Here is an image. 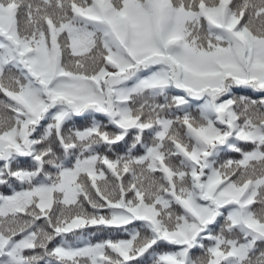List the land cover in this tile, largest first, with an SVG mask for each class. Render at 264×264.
Returning <instances> with one entry per match:
<instances>
[{
  "label": "snow or ice",
  "instance_id": "obj_1",
  "mask_svg": "<svg viewBox=\"0 0 264 264\" xmlns=\"http://www.w3.org/2000/svg\"><path fill=\"white\" fill-rule=\"evenodd\" d=\"M0 264H264V0H0Z\"/></svg>",
  "mask_w": 264,
  "mask_h": 264
}]
</instances>
